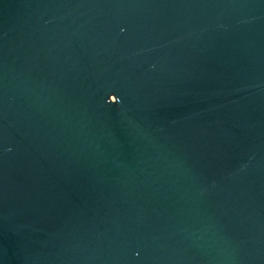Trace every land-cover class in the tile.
<instances>
[{
	"label": "water",
	"instance_id": "95a60500",
	"mask_svg": "<svg viewBox=\"0 0 264 264\" xmlns=\"http://www.w3.org/2000/svg\"><path fill=\"white\" fill-rule=\"evenodd\" d=\"M0 264H264V0H0Z\"/></svg>",
	"mask_w": 264,
	"mask_h": 264
}]
</instances>
